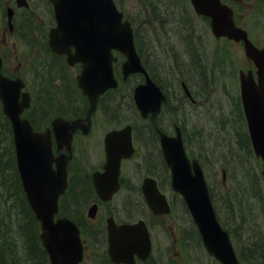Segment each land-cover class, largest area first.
<instances>
[{
    "label": "rangeland",
    "instance_id": "1",
    "mask_svg": "<svg viewBox=\"0 0 264 264\" xmlns=\"http://www.w3.org/2000/svg\"><path fill=\"white\" fill-rule=\"evenodd\" d=\"M31 1L36 8H39V6H41L40 9L42 10H40V12L42 14L44 12L45 15L46 9L43 8L41 5L42 0H31ZM119 1L122 5V9L126 10L129 13L132 22L145 24V27L142 28L147 39L155 38L153 26L148 21L150 19V16H148L149 11L145 9L147 2H150L152 4L159 3L157 4L156 7L158 8V6L160 5L159 0H119ZM7 6H8V2L6 0H0V40L7 41L8 47L13 51L11 53L12 55L10 58L13 62L12 70L10 73L24 77L32 92H33L32 86L36 87L37 84L40 85L42 90L43 85L41 82L40 71L37 73L36 68L34 67L35 62L37 61V58L34 54L35 51L27 50L21 47L19 44H17L15 39L12 36H10L9 32L6 29L5 21L3 19V11L6 9ZM161 6L166 12L168 6L162 4ZM168 10L170 14L169 16L170 21L176 22L177 21L176 9L175 8L172 9V6L171 8L169 6ZM45 20L46 18L42 16V19L37 18V23L41 27H44ZM178 22L183 27L180 31V34L177 35L176 37L177 45H175V47L177 50H182V47L179 45V43L182 44V42L184 41L183 38L185 37L186 27L188 25L187 14L182 12L180 18L178 19ZM193 24L195 25V23ZM195 27L197 29V26ZM22 28L24 30H28V24L27 26H23L22 24ZM201 36L203 35L201 34ZM149 43H150V48H149L150 52H152V54L157 55V51L155 50L154 45L151 43V41H149ZM167 53L168 52L166 51H162V56H164V54ZM204 54L208 56L206 50H204ZM208 59L210 62L209 65L215 75V78L211 83H207L206 81H204L203 78L200 77V75L196 71L193 73L184 71V76H183L182 73L174 74L172 70L163 67L157 72L159 73L157 76L161 80L164 79L168 83V85H171L173 82L177 84L178 83L177 81H179V84H181V81L188 79L191 88L194 89L196 92H200L201 91L200 88L207 89L211 87L210 96H208L206 100L201 99L200 102V105H202L201 111H194L193 113H191L189 107L186 109L184 104L179 105L176 100L175 101L173 100L171 115H172V119L179 118L181 122H184V125L186 127L185 137L188 140L189 144L191 145V149L193 151L200 150L201 152H203L204 162L206 166H208V171L210 173V181L213 185L212 189H214V194H216L215 197L218 201L219 212L223 216L222 219L223 220L224 218L226 219L227 224L232 229L231 232H233L236 237V242L239 243L240 245L238 246L241 248V246H244V243H246L247 241L246 235L249 228L248 222L251 218L250 215H252L255 212V210L248 208V205H252V203L249 201V199L242 198L243 196L241 194L240 187L239 186L235 187L236 184H234L233 186L234 181L231 178L232 173L226 171L225 180H223L222 170L218 162V157L221 156L222 153L226 154L227 152L225 136H228V134H230L231 131L229 125L237 116L234 109L231 108L229 97L227 95V91H228V93H230V95L234 97V92H235V91L233 92V88H232L233 84L229 85V81L235 80L236 83V78L239 70L242 68H246V66L242 61V59L240 58L237 51L233 57L232 62L228 61L229 57L227 58L224 69L221 72L219 70L218 65L214 64L211 61L210 57ZM183 60L184 58L181 57L180 61L183 62ZM223 73H225V76L222 79ZM70 75H74V78H76L77 76L74 70H72V73ZM75 87L76 86L74 85L73 88ZM218 88L221 89V91H219ZM128 89L129 88H125L119 94H115L114 97L111 100H108L104 105V109L106 110V112L111 114L113 117H116L117 119L109 117L107 120H105L103 112H98L95 115V128L97 132H94L92 134V137L94 138H88V136H86V138H84V142L86 146L85 149L83 151L77 152V157L84 155V161L80 162L79 164H73L80 170V172L82 173V177L84 176L90 177V172H94L101 169L102 162L105 159L104 142H103L105 135L114 128H121L125 126L126 122L122 119H119L123 115L125 117H132L126 112V110L122 109L121 104L120 105L118 104L119 101H115L117 98L122 99L121 96H125V93L128 92ZM44 92L49 93V91L46 88H44ZM48 96L50 100L54 101V99L49 94ZM67 100H68V94L64 102H66ZM74 100H75V96H72L71 101L73 102ZM54 103L55 104H50L49 106L44 108L43 113L50 111L52 108H56L57 105H60L57 101H54ZM72 105H73L72 103H70V107L68 105H65V107L63 108V112L67 114H73L74 110H72ZM82 113H83V109L80 108L77 111V114L79 115ZM57 115L59 114L57 113L52 114L50 116V121L53 120ZM220 122H225L223 128L226 130L216 129L214 130L215 132H213L211 135V133L209 132L210 131L209 128H212V126H215L217 128ZM149 144L151 145V142ZM0 148H1L0 154L10 153L9 151L10 139L8 135V127L1 118H0ZM151 151L152 154H155L154 148H152V146L150 149V154ZM148 156H149V161H148ZM9 159L10 156L7 158L0 157V161H1L0 162V215H1L0 241L2 242L1 249L3 248V246H5L6 249L12 248L13 251L17 250L18 252H22L20 245L14 239V235H13L14 218L17 217L18 213H20V207L19 205L14 204L12 200L13 194L16 193L15 191L16 184L14 182L13 185L9 183V178L11 177V175L12 178L14 179V174L11 172L10 165L5 164V162L8 161ZM156 160H157L156 158L153 159L151 158V156L148 153V150L144 147V144L141 143V150L138 151L136 157L131 161L125 163L124 165L123 175H122L124 176L122 180L123 190L114 199L110 207H112L113 209H120L122 202L124 201L125 198L129 200V208L131 209L134 207L135 202L137 200V195L136 192L135 191L132 192V190H135L134 185L139 183V180L146 173L144 167H142L139 162H141L145 166H148L150 163V165L152 166L150 171L153 172L156 170L155 169V165H157ZM88 169L90 171H88ZM233 169L240 173V170L236 164H234ZM243 180L245 181L244 177ZM140 183H142V180L140 181ZM232 187H234L233 190ZM163 188L167 189L166 186H163ZM74 194H75L74 197L78 198V200L81 202H84L87 199V197H84V195H86L85 193L76 192ZM166 194L170 197L169 193L166 192ZM171 197L176 200V203L174 204L176 209L174 210L173 214L158 218L157 221H155V223L152 222L153 228H151V231L153 233V239H154L153 259L158 261V264H218L211 256L208 255V253L206 252L205 248L202 245L199 246L197 244V241L193 240L190 235L186 233L183 234L182 230L186 218L183 213V207L178 197L174 196V194H171ZM235 197L237 199H235ZM262 198H264V195H262ZM226 199L230 200L231 209L230 207H227V205L225 206ZM228 200H227V204H228ZM237 201H241V209L243 212L241 219L246 220L244 223H241L240 221L241 210L239 208ZM258 202L259 204L261 203V201L257 200V203ZM89 204H91V202H89ZM74 208L75 206H72L71 209ZM123 218H124L123 215H120V219ZM148 219L152 221L151 218ZM26 227L27 226H25V228ZM24 234L25 236H27V238L31 237V233L28 229L24 230ZM16 255L18 254L16 253ZM0 264L2 263L0 262Z\"/></svg>",
    "mask_w": 264,
    "mask_h": 264
},
{
    "label": "water",
    "instance_id": "2",
    "mask_svg": "<svg viewBox=\"0 0 264 264\" xmlns=\"http://www.w3.org/2000/svg\"><path fill=\"white\" fill-rule=\"evenodd\" d=\"M86 8L88 10L92 9L91 4H87ZM93 37L103 38L104 34L97 32L93 34ZM88 50H90V47L83 45L82 51ZM106 54L108 55V52ZM262 60L264 62V52L258 54V62H256V67L259 69L257 73L258 84L251 73L250 78L244 80L245 94L243 103L254 150L258 156L264 158V64H262ZM84 79L82 78V81ZM104 87L105 85L98 89L93 97H90L92 101L91 111L95 109L97 95ZM156 97L158 101L164 99L161 94H157ZM136 99L143 115L146 116L152 110L150 100L144 96H136ZM4 104L5 112L9 115L14 125L19 170L24 188L37 218L42 222L44 233L41 238L49 254L51 264H79L82 260V245L78 228L66 220H60L57 223L53 221V215L57 211L56 200L58 193L65 185L63 168L66 161L63 160L62 164L59 165L58 172L46 169V163L52 161V157L45 151L44 147L49 138L34 134L29 124L19 118V113L25 104L16 106L14 110L7 108L8 102L5 100ZM59 128L55 127V130L61 139L64 133L59 130L65 127L60 125ZM73 130L74 128L69 127L68 132L65 134L67 137L65 143L69 144ZM110 136L113 140L110 139L106 142L108 154L106 174L101 178L99 176L95 178L97 190L104 200H109L118 189L121 160L130 157L133 153L130 127L122 132L112 133ZM162 147L168 163L173 169V187L185 196L189 208L199 224L210 255H214L220 261V264H240L229 234L221 230L219 225L216 226L207 189L198 165L196 163L193 164L194 176L192 167L184 156L180 138L169 139L162 136ZM145 187L151 208L156 213L168 212L167 203L164 197L157 192L155 184L146 181ZM94 214L95 209H92L90 216H94ZM109 229L112 246L128 243L135 248H140L137 251L139 253L146 251V254L141 255L143 259L148 256L151 244L146 226L142 223L134 227L123 226L120 229L111 226Z\"/></svg>",
    "mask_w": 264,
    "mask_h": 264
},
{
    "label": "trees",
    "instance_id": "3",
    "mask_svg": "<svg viewBox=\"0 0 264 264\" xmlns=\"http://www.w3.org/2000/svg\"><path fill=\"white\" fill-rule=\"evenodd\" d=\"M179 3L177 0L173 1V4ZM154 10H157L156 6L152 4ZM28 23L27 20L24 21L23 26H26ZM60 72V70L58 71ZM57 71H55V68L53 71H51L50 76L56 75ZM50 76H48V79H50ZM51 104L53 103L52 101L50 102ZM121 103V100L119 101ZM171 105V99L169 98L167 106ZM163 127L161 123L159 122V126L157 125V128L163 130ZM157 128L154 126L146 125L144 128V137H146V140L144 143H150L152 148L154 147V141L153 139L155 136L157 137ZM4 154H1L0 157L2 158ZM162 156L160 151L158 150L157 153V162L160 165H163V162H161ZM5 164L10 165L11 172L14 174V179L12 178V175L9 179V183L13 185V182L16 184L15 187V198L16 201L19 203L21 212L18 215V217L14 218V229H13V235L14 239L18 242L20 245L22 252L13 251L11 249V254L6 252V251H0V262L2 264H48V257L46 256L45 252L43 251L41 247V243L39 240V235H38V224L31 213V211L27 208L25 202L23 201L21 197L20 190L18 188L19 180L17 173L15 171V164L8 160L5 162ZM4 185V184H3ZM18 191V192H17ZM23 201V202H22ZM24 211V212H23ZM25 226H27L25 228ZM28 229L31 233V237L27 238L24 234V230ZM16 253L18 255H16ZM6 254V255H5Z\"/></svg>",
    "mask_w": 264,
    "mask_h": 264
},
{
    "label": "flooded vegetation",
    "instance_id": "4",
    "mask_svg": "<svg viewBox=\"0 0 264 264\" xmlns=\"http://www.w3.org/2000/svg\"><path fill=\"white\" fill-rule=\"evenodd\" d=\"M261 48H264V41ZM249 153L251 158L255 157L253 149H250ZM263 186L264 178L258 186V189L263 191L262 194L264 195ZM257 200L261 201V205L259 202L257 203ZM249 201L252 205H248V208L255 210V212L250 215L251 218L249 220V228L247 231V244L243 251V256L248 264H264V198H262V195H251ZM83 264H95L93 254L88 255V258L85 259ZM138 264L142 263L138 262Z\"/></svg>",
    "mask_w": 264,
    "mask_h": 264
},
{
    "label": "bare ground",
    "instance_id": "5",
    "mask_svg": "<svg viewBox=\"0 0 264 264\" xmlns=\"http://www.w3.org/2000/svg\"><path fill=\"white\" fill-rule=\"evenodd\" d=\"M179 3L180 2H182V0H177ZM182 4V3H181ZM172 14V13H171ZM193 63H195V62H193ZM196 63H197V61H196ZM186 67V66H185ZM51 71H53L54 70V68L53 67H50L49 68ZM49 70V71H50ZM50 71V72H51ZM154 71H155V73L158 75L159 73H157L159 70H157V69H154ZM162 83L164 84V85H167V86H169V88L172 90V92L173 93H175V94H177V95H182V90L181 89H179L178 88V85L177 84H175L174 82L171 84V85H168V83L164 80V79H162ZM199 89V88H198ZM201 92V91H200ZM69 110V109H68ZM192 142V141H191ZM1 149V148H0ZM3 151V150H2ZM4 160V159H3ZM1 162V161H0ZM219 173V172H218ZM134 178V177H133ZM10 179V178H9ZM6 181V180H5ZM18 189V188H17ZM18 192V191H17ZM216 195V194H215ZM225 197V196H224ZM223 197V198H224ZM9 200V199H8ZM23 202V201H22ZM20 203V202H19ZM4 204V203H3ZM122 204H124V202H122ZM21 207V206H20ZM11 212V211H10ZM24 212V211H23ZM181 214V213H180ZM1 216V215H0ZM177 219V218H176ZM4 220V219H3ZM6 220V219H5ZM180 220V219H179ZM182 222H183V220H182ZM185 222V221H184ZM2 223V222H1ZM3 226H4V224H3ZM16 248V247H15ZM12 249V248H11ZM166 251V250H165ZM6 255V254H5Z\"/></svg>",
    "mask_w": 264,
    "mask_h": 264
}]
</instances>
